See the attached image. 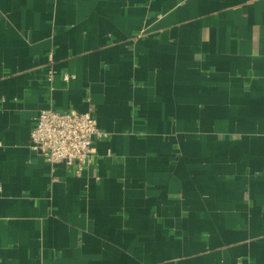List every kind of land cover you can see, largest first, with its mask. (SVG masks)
Returning <instances> with one entry per match:
<instances>
[{
    "label": "crops",
    "instance_id": "1",
    "mask_svg": "<svg viewBox=\"0 0 264 264\" xmlns=\"http://www.w3.org/2000/svg\"><path fill=\"white\" fill-rule=\"evenodd\" d=\"M49 88L106 134L80 176ZM0 264H264V0H0Z\"/></svg>",
    "mask_w": 264,
    "mask_h": 264
},
{
    "label": "built area",
    "instance_id": "2",
    "mask_svg": "<svg viewBox=\"0 0 264 264\" xmlns=\"http://www.w3.org/2000/svg\"><path fill=\"white\" fill-rule=\"evenodd\" d=\"M71 77L63 76L64 80ZM53 73H48L51 81ZM52 88L46 93L48 107L41 110L30 125V148L42 154L53 166L62 162L73 175L80 176L91 166L95 154V145L106 139L91 112L69 110L59 112L52 108Z\"/></svg>",
    "mask_w": 264,
    "mask_h": 264
}]
</instances>
